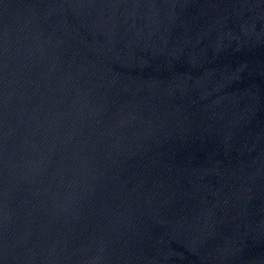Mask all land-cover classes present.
Wrapping results in <instances>:
<instances>
[{"label": "water", "instance_id": "obj_1", "mask_svg": "<svg viewBox=\"0 0 264 264\" xmlns=\"http://www.w3.org/2000/svg\"><path fill=\"white\" fill-rule=\"evenodd\" d=\"M0 264H264V0H0Z\"/></svg>", "mask_w": 264, "mask_h": 264}]
</instances>
